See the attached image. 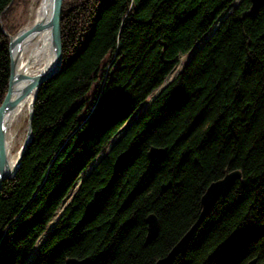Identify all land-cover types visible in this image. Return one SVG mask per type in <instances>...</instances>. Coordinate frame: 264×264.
Segmentation results:
<instances>
[{
	"label": "trees",
	"instance_id": "obj_1",
	"mask_svg": "<svg viewBox=\"0 0 264 264\" xmlns=\"http://www.w3.org/2000/svg\"><path fill=\"white\" fill-rule=\"evenodd\" d=\"M236 1H63L62 68L41 86L30 145L0 192V264H157L233 170L242 178L166 264H264V5L249 16L251 0ZM29 2L0 0V105ZM150 214L159 234L147 244Z\"/></svg>",
	"mask_w": 264,
	"mask_h": 264
},
{
	"label": "water",
	"instance_id": "obj_2",
	"mask_svg": "<svg viewBox=\"0 0 264 264\" xmlns=\"http://www.w3.org/2000/svg\"><path fill=\"white\" fill-rule=\"evenodd\" d=\"M64 0H52L50 17L36 21L30 28L19 30L16 34L10 35L9 52L11 60L10 78L8 91L0 105V192L3 189V184L10 179H13L19 171L23 157L30 145L32 139V124L35 114V103L41 86L57 75L62 68V31H61V16L62 5ZM264 5V0H251L249 16H254L259 12ZM49 29L51 34V44L54 54V61L49 68L40 72L35 76H29L24 73L26 70L19 69V54L15 50L21 49L24 40L29 34H35L42 30ZM23 82L26 85L21 86ZM35 90L34 99L28 107V122L27 132L24 143L21 147V152L11 168L8 161V155L5 149L6 132L8 127V116L16 107L17 102L25 97L29 92ZM153 158H159L164 154V149L152 147L149 152ZM125 160L124 155L120 156L116 161V167H120ZM242 178L240 170L227 171L221 179L211 183L201 199V214L197 222L183 235V237L169 251L166 257L158 260L157 264H166L172 262L178 256H184L189 248L193 234L199 223L206 217L215 203L223 197L229 195L237 182ZM147 236L146 243L153 242L159 234V221L154 214L147 217ZM65 264H91V259L68 258ZM248 264H259L258 259H252Z\"/></svg>",
	"mask_w": 264,
	"mask_h": 264
},
{
	"label": "bare ground",
	"instance_id": "obj_3",
	"mask_svg": "<svg viewBox=\"0 0 264 264\" xmlns=\"http://www.w3.org/2000/svg\"><path fill=\"white\" fill-rule=\"evenodd\" d=\"M51 5L52 0H41L36 13V21H40L43 18L49 19ZM15 53L19 54V69L25 68L24 73L26 75L32 77L46 70L54 61L50 30L45 29L35 34H29L24 40L20 51L15 50ZM26 84L27 82H23L21 86ZM34 96L35 90H32L25 97L21 98L8 116L5 149L11 168L21 152V148H18V135L20 134L18 125L22 122L23 117L26 116L25 112Z\"/></svg>",
	"mask_w": 264,
	"mask_h": 264
},
{
	"label": "rangeland",
	"instance_id": "obj_4",
	"mask_svg": "<svg viewBox=\"0 0 264 264\" xmlns=\"http://www.w3.org/2000/svg\"><path fill=\"white\" fill-rule=\"evenodd\" d=\"M240 1L241 0H237L235 4H238ZM40 4H41V0H30V2L28 4H26L25 6H23V5L20 6V8L17 11L16 17H15V25L18 26L19 28L14 34H16L21 29L30 28L36 22V13H37V9L39 8ZM212 31L213 30H211L205 36V38H203L201 40V42H199V45H200V43L204 42L207 37H209V35L212 33ZM14 34H11V35H14ZM199 45H197L195 48H193L192 51H190L186 54H182L178 57L179 63H178V66H177L175 72L166 80V82L160 88L155 90V92L153 93V95L151 97H149L142 104L137 115L140 114L142 111H144L150 105V102L152 101V99L163 89V87H165L177 75V73L182 70V68L190 60V58L192 57L193 53L196 51V49L198 48ZM108 69L110 71V68H107V71L106 70L105 71L109 73ZM98 83L99 82H96L95 85L93 86V89L91 90V93L88 96L89 101H92L93 98L91 96H93L95 94L94 91L97 88ZM27 111H28V109L25 112L26 116L23 117V119L21 120L22 122H20V124L18 125V129H19V133H20L18 135L19 136L18 137V148L22 147L24 140H25V137H26L27 122H28V112ZM101 157H102V155L99 156L98 159H100ZM93 166H94V164L89 166L87 168V170L85 171L84 175L88 174L92 170ZM53 223H54V221L49 224V228L52 227ZM37 248L38 247H36L35 250H33L31 252L29 257L27 258V263L33 259L34 255L36 254Z\"/></svg>",
	"mask_w": 264,
	"mask_h": 264
}]
</instances>
